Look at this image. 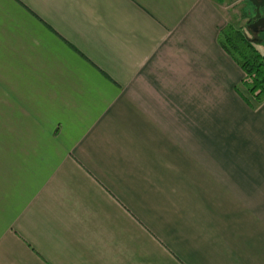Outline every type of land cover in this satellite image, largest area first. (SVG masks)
Here are the masks:
<instances>
[{"label": "crops", "instance_id": "1", "mask_svg": "<svg viewBox=\"0 0 264 264\" xmlns=\"http://www.w3.org/2000/svg\"><path fill=\"white\" fill-rule=\"evenodd\" d=\"M228 2L0 0V264H264Z\"/></svg>", "mask_w": 264, "mask_h": 264}, {"label": "trees", "instance_id": "2", "mask_svg": "<svg viewBox=\"0 0 264 264\" xmlns=\"http://www.w3.org/2000/svg\"><path fill=\"white\" fill-rule=\"evenodd\" d=\"M232 41L236 54L231 52L226 43L223 45L245 74L238 91L251 108L256 109L264 103V53H261L256 45L248 41L245 35L239 42Z\"/></svg>", "mask_w": 264, "mask_h": 264}, {"label": "rangeland", "instance_id": "3", "mask_svg": "<svg viewBox=\"0 0 264 264\" xmlns=\"http://www.w3.org/2000/svg\"><path fill=\"white\" fill-rule=\"evenodd\" d=\"M226 4L229 9V23L231 22L232 24L223 34V42L227 44L233 54H236V49L232 40L239 42L245 35L248 41L256 45L261 53H264V34L256 33L247 27L249 20L255 15L254 9L248 3V0H229Z\"/></svg>", "mask_w": 264, "mask_h": 264}, {"label": "water", "instance_id": "4", "mask_svg": "<svg viewBox=\"0 0 264 264\" xmlns=\"http://www.w3.org/2000/svg\"><path fill=\"white\" fill-rule=\"evenodd\" d=\"M248 3L254 9V17L249 22L254 21L249 29L256 33L264 34V0H248Z\"/></svg>", "mask_w": 264, "mask_h": 264}, {"label": "flooded vegetation", "instance_id": "5", "mask_svg": "<svg viewBox=\"0 0 264 264\" xmlns=\"http://www.w3.org/2000/svg\"><path fill=\"white\" fill-rule=\"evenodd\" d=\"M252 23H254V21L249 22V23H248V27H250V25H252Z\"/></svg>", "mask_w": 264, "mask_h": 264}]
</instances>
